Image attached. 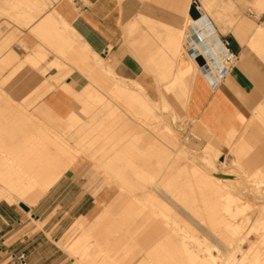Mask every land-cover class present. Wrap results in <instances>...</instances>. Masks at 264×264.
Wrapping results in <instances>:
<instances>
[{"label": "bare ground", "instance_id": "1", "mask_svg": "<svg viewBox=\"0 0 264 264\" xmlns=\"http://www.w3.org/2000/svg\"><path fill=\"white\" fill-rule=\"evenodd\" d=\"M47 2V0H20L17 7L22 6L27 19H30L33 16L32 8L42 7ZM229 3L233 9L235 0H229ZM219 5L217 0H201L200 6L204 10L201 17L199 19H193L189 15L185 17L187 22L182 25L184 28L181 33L185 41L183 47L187 61L184 62L181 73L199 70L196 61L189 55L191 49L205 56L209 52H217L218 44L215 38L219 37L220 31L218 29L214 32L206 19L213 17L217 22L221 15L217 12L216 19L212 11L217 10ZM259 5L260 8H264V0H261ZM220 10L221 14H225L222 9ZM228 16V25L239 17L235 19L233 14ZM229 22L232 23L229 24ZM242 22L240 28L236 27L238 30L232 31L233 35L236 34L241 43L246 39L245 33L250 32V38L247 40L250 45H247L252 46L251 48L256 47L259 50L257 51L261 52L260 55H264L262 54L264 44L258 41L264 38V27L254 25L255 29H253L254 23L246 20ZM60 24L61 22L52 11L42 16L37 27L45 36L57 39L60 47L62 45L74 47L75 34L72 32L65 35ZM82 45L89 46L87 42H83ZM10 52L15 53L14 50ZM92 52L98 54L94 50ZM153 65L154 62L144 64L147 72L158 74L157 71H152ZM99 66L100 70L116 75L113 67L106 65L102 59L99 61ZM153 77H158L154 78L155 83L159 84L161 81L164 90L172 88L182 79L181 76ZM112 84V90L123 100L130 102V112L123 109L128 116L132 118L146 116L151 119L156 117L155 111L149 104L151 97L145 94L146 90L139 81L127 79L125 82V79L116 78ZM87 92L90 93L89 96H95L99 101H104L94 89L90 88ZM161 100L159 97V101ZM109 107V103L103 102L98 109L87 113L89 116L87 121L68 124L66 132L70 133L75 144L57 136L51 143L45 142L40 136L26 139L23 137L19 143L13 142V138L10 137L7 139L0 137V200L25 204L24 197L28 192L32 193L36 188L45 191L51 187L84 154L76 146L78 138H85L89 132L103 123L104 110H107L110 115L115 114L116 110ZM69 115L74 116L76 112L70 111ZM253 117H255L254 114L243 132L235 133L236 130L232 131L233 129L229 127L226 129L229 133L223 137L224 143H230V150L236 159L247 166L253 164L254 159L249 153L252 146L264 147L262 136L254 135L252 132L254 125L259 122L258 120L256 122ZM134 120L131 122L134 132L139 133L140 127H147L143 120ZM230 129H232L231 132ZM151 134L152 136L147 138L151 146L160 150L171 148L179 151H175L172 156L171 153L161 152L159 155L164 158L163 160H159L161 157L155 154L160 157L158 161L149 160L146 165L133 158L138 156L136 152L127 153V155L100 153L97 158L93 157V153L87 154L89 157L85 158L86 162L102 169L108 174L110 182L118 179L125 183L120 187L127 190V196L102 201L101 208L92 217L82 216L74 223L72 233L62 242L63 249L73 259L72 264H264V217H255L256 211L251 203L247 199L240 200L242 187L234 186L233 177L226 175L227 173L221 174L215 165L209 169L204 161L198 162V158L206 162H209L210 158L207 159L206 156L200 158L197 154L187 151V147L181 141H176L177 138L171 127H166L162 135L161 133L158 135L159 133L153 130ZM137 147L135 143L130 145L132 149ZM174 155L183 161L182 167L175 171L170 167L173 166L171 160ZM214 155L221 156L217 153ZM126 168L132 174L131 177H127V183L124 182L126 177L123 174ZM257 171L262 176L261 182H264V167L260 166ZM112 187L113 185H109L110 189ZM262 190L264 189H261L259 185L251 187L254 194L260 195ZM211 196L214 197L211 198ZM262 209L264 208L260 211ZM201 230H204L205 234L200 233ZM242 230L243 235H239V238L234 237V234L238 235ZM252 235L255 236L253 241ZM207 236L218 240L219 245L223 247L221 253L225 252L224 256L212 253ZM245 244H248L246 249H244ZM131 247H137V251L135 250L137 254L132 253L131 256L128 254L132 251L128 250ZM236 251L241 252L239 258L234 255Z\"/></svg>", "mask_w": 264, "mask_h": 264}, {"label": "rangeland", "instance_id": "2", "mask_svg": "<svg viewBox=\"0 0 264 264\" xmlns=\"http://www.w3.org/2000/svg\"><path fill=\"white\" fill-rule=\"evenodd\" d=\"M19 1L20 0H0V42H2L0 45V137L6 139L10 137L14 139H12L13 142L19 143L23 137L26 139L28 137L40 136L44 138L45 142L51 143L54 137L57 136V138H64L69 143L75 144L70 137V133L66 132V129L69 127L68 124L70 122H76L78 124L79 122L82 123L83 121H87L89 117L87 115L88 112L98 109L103 102H107L110 105L109 108L115 109L116 112L110 115L107 110H104L103 123L89 132L85 138H78L76 146L79 151L84 153L81 155L82 157H89L87 154L90 153H93V157L97 158L100 153H124L127 155V153L136 152L138 156H133V158L144 163V165H146V162L149 160L158 161L160 157L161 159L159 160H163L164 158L159 155L161 152L171 153L170 155L172 156L175 151L179 150L171 148L160 150L151 146L147 138L152 136V130L157 134L159 133L158 135H160V133L162 135L166 127H171L177 138L176 141H181V143L187 147V151L197 154L200 158L206 156L207 159H211H209V162H206L204 159L199 160L198 158V162L201 163V160L204 161L205 166L209 167V169L215 165L217 167L216 169L221 174L227 173L226 175L233 177V185L242 187L241 190L243 192L240 194V200L247 199V201L251 203L256 211L255 217H264V209L260 211L261 208H264V190L261 191L262 194L260 195L254 194L253 191H251V187H254V185H259L261 189H264V184H262L264 182H261L262 176L257 171V169L262 166V163L252 152L256 147L252 146L253 148H251L252 150L249 152L251 154L250 157L254 159L253 164L247 166L236 159L232 150H230L229 142L224 143V139L217 140L208 130L199 128L195 122L187 118L184 113V108L190 88L186 93H182L174 86L164 90L161 81L157 84L159 89L153 85L151 87V96L153 99L150 98L149 102L156 114V117L153 119L146 116L138 118L137 116H133L132 118L123 111V109H127L130 112V102L123 100L112 90V82L114 79L121 77L117 76V74L115 75L100 70L99 61L102 59L106 65L112 66L113 69H115L113 64L117 63L118 60L125 58L127 61V23L123 26V35L117 55L113 57L112 61H108L107 56L104 54L102 55L104 58L106 57V60L98 52V54L93 53V49H91L90 45L88 47L82 45V43L86 41L80 37L73 26L62 19L58 12L53 9V14L61 22L60 26L64 34L66 35L72 32L75 34L76 43L74 47H67L66 45L60 47L57 39L42 34L37 27L41 18L36 24L28 28L29 32L38 39L39 43L30 47L28 52L21 57V55L19 56L10 46H12L14 42H21L22 45L27 48L19 38L22 35L23 28L31 24L34 15L30 17V19H27V15L23 11L22 6L17 7ZM47 1L49 4L57 0ZM12 2L14 3L12 4ZM47 3L43 5L44 8L48 5ZM42 7L32 8L31 11L38 9L37 12H40V10L44 9ZM21 12L25 20L19 17ZM184 15L182 18V25L186 24V18L189 14ZM231 23L232 22H229V24ZM217 24H219V20H217ZM182 25L180 26L181 31L184 28ZM219 31L224 33L226 29H219ZM184 43L185 41L181 33L179 38V54L181 53L186 56L183 47ZM11 50H14L15 53H11ZM37 51L41 53H36ZM48 53H54L57 59L47 62L45 59ZM134 63L135 64H132L134 69H140V62ZM141 63H143V61H141ZM53 68L56 69V72L48 74V71H51ZM177 69L178 68H176V70ZM73 70H76L77 74H72ZM94 70H98L99 75H95L97 72ZM80 74L84 76L80 77ZM185 79L187 80V78ZM125 82H127V79H125ZM186 82L188 83V80ZM76 83H80L81 85L77 87L75 85ZM58 86L73 98L74 108L71 111H75L76 115L71 116L69 112L65 116H60L43 101L44 95L53 91ZM90 88L94 89L97 94L102 96L104 101L101 102L95 96H89L90 93L87 92V90ZM144 92L147 95L146 91ZM159 97L160 100L162 99L161 101H159ZM134 119L143 120L149 129L147 127H137L140 130L139 133L134 132L131 124V122L135 121ZM253 119H255L256 122L259 121L258 123L264 127V111L260 112L258 116L253 117ZM235 133L237 132L235 131ZM185 134H187V137H185ZM55 140L58 141L57 139ZM134 143L137 144L138 147L136 149L130 148V145ZM214 153L221 156H216ZM155 154L160 157L157 155L155 156ZM176 156L174 155V158L172 157L173 159L171 160V165L173 164V166L170 167L173 171L181 168L183 165V161L180 160L178 156V158H176ZM174 159H176V161ZM211 162L212 165H210ZM86 163L89 169L85 174L89 176L86 179H82V181L85 182L82 188L78 190L88 191L94 194L100 189H108L109 185H113L111 188L113 193L104 201L120 198L123 195L127 196V190L124 187H120V185L125 183L118 179H113L110 182L107 177L108 174L104 173L102 169H98L88 161ZM123 174L126 177L124 182L127 183V177H131L132 174L130 171H127V168L124 169ZM63 178H65V174L62 176V179ZM58 185L54 184V187H49L45 191L41 188H36V191H32L34 194L28 192L26 196L29 197H24L26 201L25 204H19L18 202L9 203L5 200H0L1 210L8 207L5 205L6 202L12 204L11 208L15 209V211H13L15 216L20 219L19 224L15 225L11 238L5 242V246L14 241L24 242L23 236L25 235L37 236L42 232L39 240L45 238L48 241V246L46 247L48 252L43 264H72L73 259L70 258L63 249L62 242L72 233L75 225L74 223L82 217V215L77 216L79 213L77 209L80 208V206H75L74 208L73 204H69L71 201H74L75 193L73 190L75 189L64 187L56 191L55 188ZM40 190L42 193H40ZM78 190H76V193ZM70 193H72L71 198H66ZM34 195L37 196V198ZM213 197L214 196H211V198ZM174 199L177 200V198ZM55 204L57 206H55ZM53 221H55V223H53ZM206 222L205 226L208 228ZM243 232L242 230L238 235L237 233L234 234V237L237 236V238H239V235H243ZM200 233L205 234V231L201 230ZM251 239L253 241L255 236L252 235ZM207 241H209L210 250L213 251V254L218 256L222 254V256L225 255V252L221 253L223 252V247L221 244L219 245L216 238L207 236ZM247 247L248 244H245L244 249ZM128 250H132L128 253L129 255L137 254L135 253L137 247H131L128 248ZM15 251H24V249H22V246H19L15 249L9 248L1 250L0 264H12L10 253ZM234 255L239 258L241 252L239 253V251H236ZM28 264L30 263L28 262Z\"/></svg>", "mask_w": 264, "mask_h": 264}, {"label": "crops", "instance_id": "3", "mask_svg": "<svg viewBox=\"0 0 264 264\" xmlns=\"http://www.w3.org/2000/svg\"><path fill=\"white\" fill-rule=\"evenodd\" d=\"M217 1L220 5L212 12L216 19L217 14L220 13L219 24L213 17L208 19L216 30L227 28L226 32H220V34L230 40V47L238 54V60L230 67L225 79L214 89L210 87L208 80L199 70L197 73L196 70L191 73H181L184 69V62L187 61V56L179 54L182 18L184 14H189L191 5L200 6L201 0H57L50 2L40 12H37L38 10L31 12L34 18L30 25L23 28L19 38L27 48L21 42H14L10 47L23 57L30 47L39 43L28 28L55 9L62 19L74 27L91 49L102 57L104 54L108 61H112L121 43L123 26L127 23V61L124 58L113 64L117 76L139 81L151 98V87L153 85L157 87L153 76H181L182 79L174 87L182 93H186L190 88L184 108L186 117L195 122L199 128L208 130L217 140H223V137H226L225 134L229 133L226 129L230 127L233 129H230V132L231 130L243 132L253 114L258 116L264 111V58H262L264 55H260L261 52H258L256 47L251 48L252 46L247 43L250 32L245 33L244 43L242 41L240 43L237 35H233L234 32H232L235 29L238 30V26L240 28L244 20L254 23L253 29L256 25L264 27V10H261L264 8L259 7L261 0H235L233 9L229 5V0ZM220 9L225 14L222 13V15ZM21 14L22 12L19 17L25 20ZM232 14L235 19L238 16L240 18L238 17L239 19L237 18L235 22L228 25V15ZM262 40L264 38L258 40L260 44H264ZM55 59L57 57L54 53H48L45 60L49 62ZM104 59L106 60V57ZM134 62H140V69H134L132 65L135 64ZM145 62H154L152 71H157L158 74L147 72ZM94 71L97 72L95 75H99L98 70ZM48 72V74H53L56 69L53 68ZM72 74H77V71L73 70ZM82 76L84 75L80 74V77ZM75 85L79 87L81 84L76 83ZM43 101L60 116H65L74 108L73 98L60 86L46 93ZM261 126L259 123L254 125L252 132L254 135H261V140H264V128ZM259 148L264 149V147H258L252 152L261 160L262 167H264V151ZM88 169L86 159L81 156L62 174V176L65 174V178L62 179L61 176L54 184H59L55 188L56 191L64 187L75 189L73 190L74 201L69 204H73L74 208L80 206V208L77 207L79 212L77 216L90 218L99 210L102 201L107 200L113 192L110 188L100 189L94 194L78 190L85 182L82 179L89 176L85 174ZM76 190H78L77 193ZM71 194L66 198H71ZM5 205L8 207L0 209V251L22 246L30 264H43L48 252L46 248L48 241L45 238L39 240L42 232L37 236L25 235L23 236L24 242L14 241L5 246V242L13 234L15 225H18L20 221L13 212L15 209L11 208L12 204L6 202Z\"/></svg>", "mask_w": 264, "mask_h": 264}, {"label": "built area", "instance_id": "4", "mask_svg": "<svg viewBox=\"0 0 264 264\" xmlns=\"http://www.w3.org/2000/svg\"><path fill=\"white\" fill-rule=\"evenodd\" d=\"M201 17V16H200ZM199 17V18H200ZM197 18V19H199ZM207 22L211 25L210 20L207 18ZM216 32V29H214ZM215 42L218 44L217 52H209L208 54L201 55L196 50H190L189 55L196 61L197 56H201L204 60L202 65H198L199 72H201L212 89L219 86V84L227 76L230 67L238 60V54L234 52L230 47V40L219 34L218 38H215ZM12 264H28L27 254L25 251H15L10 253Z\"/></svg>", "mask_w": 264, "mask_h": 264}, {"label": "water", "instance_id": "5", "mask_svg": "<svg viewBox=\"0 0 264 264\" xmlns=\"http://www.w3.org/2000/svg\"><path fill=\"white\" fill-rule=\"evenodd\" d=\"M189 15L193 18V19H197L199 18L204 12L203 9L199 6V5H191L188 11ZM196 61L199 65H202L204 63V60L201 56H197L196 57Z\"/></svg>", "mask_w": 264, "mask_h": 264}]
</instances>
